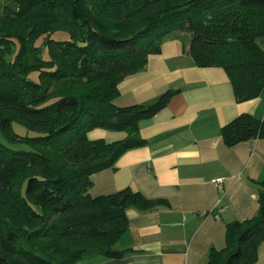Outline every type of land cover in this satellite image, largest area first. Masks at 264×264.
<instances>
[{"label":"trees","instance_id":"trees-1","mask_svg":"<svg viewBox=\"0 0 264 264\" xmlns=\"http://www.w3.org/2000/svg\"><path fill=\"white\" fill-rule=\"evenodd\" d=\"M261 38L264 0H0V264L129 254L115 249L127 210L160 204L131 190L93 197L91 177L145 146L139 123L177 91L120 107L119 85L174 39L198 67L225 70L238 101L253 100L264 89ZM96 130L126 136L91 140ZM221 134L227 146L264 139V120L242 114ZM225 240L207 264L254 262L264 191L257 213L227 225Z\"/></svg>","mask_w":264,"mask_h":264},{"label":"crops","instance_id":"crops-1","mask_svg":"<svg viewBox=\"0 0 264 264\" xmlns=\"http://www.w3.org/2000/svg\"><path fill=\"white\" fill-rule=\"evenodd\" d=\"M264 50V38L259 40ZM169 91V104L139 123L147 143L94 174L93 197L124 190L159 202L156 210L126 212L115 249L123 259L93 257L77 264H207L225 247L227 225L252 218L264 191V139L227 146L221 131L242 114L264 120V89L240 102L222 68H200L181 42L166 39L158 55L119 85L120 107H148ZM125 133L96 130L91 140L113 143ZM221 181V182H219ZM252 264H264V243Z\"/></svg>","mask_w":264,"mask_h":264},{"label":"rangeland","instance_id":"rangeland-1","mask_svg":"<svg viewBox=\"0 0 264 264\" xmlns=\"http://www.w3.org/2000/svg\"><path fill=\"white\" fill-rule=\"evenodd\" d=\"M10 26H12V24H10ZM157 33H158V31L157 32H155V34L157 35ZM154 34V35H155ZM151 40V38L149 39V41ZM18 132H20V133H22V132H24L22 129H18Z\"/></svg>","mask_w":264,"mask_h":264},{"label":"built area","instance_id":"built-area-1","mask_svg":"<svg viewBox=\"0 0 264 264\" xmlns=\"http://www.w3.org/2000/svg\"><path fill=\"white\" fill-rule=\"evenodd\" d=\"M219 182H221V181H219Z\"/></svg>","mask_w":264,"mask_h":264}]
</instances>
